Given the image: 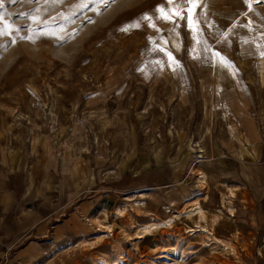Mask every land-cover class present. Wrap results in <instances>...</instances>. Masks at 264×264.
Listing matches in <instances>:
<instances>
[{
  "label": "rangeland",
  "instance_id": "rangeland-1",
  "mask_svg": "<svg viewBox=\"0 0 264 264\" xmlns=\"http://www.w3.org/2000/svg\"><path fill=\"white\" fill-rule=\"evenodd\" d=\"M251 3L199 0L193 32L166 0H0V264H264Z\"/></svg>",
  "mask_w": 264,
  "mask_h": 264
},
{
  "label": "snow or ice",
  "instance_id": "snow-or-ice-1",
  "mask_svg": "<svg viewBox=\"0 0 264 264\" xmlns=\"http://www.w3.org/2000/svg\"><path fill=\"white\" fill-rule=\"evenodd\" d=\"M63 0H52V3H62ZM98 4L97 11H99V6H110L112 3H115L116 0H96ZM257 2H260V0H257ZM245 3L248 4L249 10H251L252 3L251 0H245ZM166 4L172 5L171 8L165 9L164 6H160L156 9V12L159 13V16L157 19L164 20L165 22L172 23L176 25L177 18L180 20H187L188 26L191 28L193 32H198V25L197 21L194 18V10L199 7V0H166ZM184 5H190V7H187V16H185L183 13L185 11ZM80 7H86L87 5L84 3H81L78 5ZM0 7H2V4H0ZM0 20H3V17H0ZM147 21L148 26L156 29V24L153 22V17L149 16L147 14L139 17L134 23L127 25L125 28L121 29L122 31H128L130 28H139L141 27V23ZM159 31V29H156ZM50 35H55V33H50ZM227 36V34H225ZM63 39V37H61ZM163 51L164 49H160ZM172 62V64H175L177 67L179 66L178 61L175 60V58L172 56L170 52L166 53ZM264 55V53H261ZM217 56H219V53H216ZM221 61L224 62V58L220 57ZM159 63V61H157Z\"/></svg>",
  "mask_w": 264,
  "mask_h": 264
},
{
  "label": "crops",
  "instance_id": "crops-1",
  "mask_svg": "<svg viewBox=\"0 0 264 264\" xmlns=\"http://www.w3.org/2000/svg\"><path fill=\"white\" fill-rule=\"evenodd\" d=\"M85 188H87V187H85ZM80 190V189H79ZM76 211V210H75ZM29 222V221H28ZM46 222L47 221H44V220H33V218H31L30 219V223L28 224V226H29V229L28 230H32V229H34L37 233H43V231H44V229H46V231H48L47 230V225H46ZM27 226V227H28ZM26 230V228H24V231ZM27 230V231H28ZM41 230V231H40ZM23 231V232H24ZM25 233V232H24Z\"/></svg>",
  "mask_w": 264,
  "mask_h": 264
},
{
  "label": "bare ground",
  "instance_id": "bare-ground-1",
  "mask_svg": "<svg viewBox=\"0 0 264 264\" xmlns=\"http://www.w3.org/2000/svg\"><path fill=\"white\" fill-rule=\"evenodd\" d=\"M194 197H195V196H194ZM194 197H192V198H194ZM196 211H197V215H198V218H199V219H204V218H205V216H204V212H202L203 210L200 209V206L197 207V208H194V210H190V211H188L187 215L194 214V212L196 213ZM169 222H170V221H168L167 223H169ZM169 224H170V223H169ZM151 227H156V226H155V225H151V226H149V227L143 228V230L146 231V230L150 229Z\"/></svg>",
  "mask_w": 264,
  "mask_h": 264
}]
</instances>
